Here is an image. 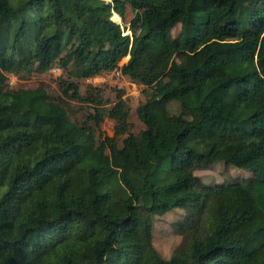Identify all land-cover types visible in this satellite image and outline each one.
<instances>
[{
  "label": "trees",
  "instance_id": "obj_1",
  "mask_svg": "<svg viewBox=\"0 0 264 264\" xmlns=\"http://www.w3.org/2000/svg\"><path fill=\"white\" fill-rule=\"evenodd\" d=\"M127 6L133 36L112 19ZM55 63L57 97L7 84ZM118 68L145 86L138 134L76 81ZM72 100L95 108L88 127ZM215 163L254 180L205 184ZM178 207L163 259L155 216ZM0 264H264V0H0Z\"/></svg>",
  "mask_w": 264,
  "mask_h": 264
},
{
  "label": "rangeland",
  "instance_id": "obj_2",
  "mask_svg": "<svg viewBox=\"0 0 264 264\" xmlns=\"http://www.w3.org/2000/svg\"><path fill=\"white\" fill-rule=\"evenodd\" d=\"M118 13H113L115 17ZM119 15V14H118ZM112 16V17H113ZM120 16V15H119ZM135 16L131 6H127L125 10V17L120 16L117 23L123 28L124 34L133 36V31L130 29V23ZM113 19V18H112ZM115 21V20H114ZM180 31V26L176 27L173 31L177 36ZM129 60V55L123 58L120 62L121 65ZM96 76L95 79H76L80 84V91L83 96L96 92V89L102 90V96L106 101L105 107L113 108L115 106L124 108L129 111V121L131 123V131L138 134L145 128L144 124L139 119L136 109L139 103L145 99L144 89L145 86L140 85L130 79L129 77H118L112 73ZM66 77V72L58 64L55 63L51 69L44 73H34L27 78L19 77L15 74H9L7 84L9 88L27 89L35 88L39 85H45L49 94L52 97H57L61 94L59 88V79ZM123 89L125 93L119 97L118 90ZM69 114L70 117L80 123L84 127L89 126V114L94 113V107L91 102L85 101H69ZM177 109V107H174ZM91 124V123H90ZM117 126V118L106 116L102 122L98 135L103 138L107 136H114ZM128 134L123 135L119 142L123 143ZM170 160H167L168 165ZM195 173L200 176L205 184L216 183H229V182H248L254 180V173L252 170L241 169L233 165H226L224 163H215L207 168L196 169ZM186 209L178 207L163 215H156L154 221V245L163 259H168L172 256L173 252L180 246L183 240V235L179 233L178 223L185 221Z\"/></svg>",
  "mask_w": 264,
  "mask_h": 264
},
{
  "label": "built area",
  "instance_id": "obj_3",
  "mask_svg": "<svg viewBox=\"0 0 264 264\" xmlns=\"http://www.w3.org/2000/svg\"><path fill=\"white\" fill-rule=\"evenodd\" d=\"M114 75L118 76V77H125V75L123 74L122 70L120 68L116 69L114 72H113ZM100 76V75H98ZM96 77V76H95ZM95 77H93L95 79ZM103 78H106V76H103Z\"/></svg>",
  "mask_w": 264,
  "mask_h": 264
},
{
  "label": "bare ground",
  "instance_id": "obj_4",
  "mask_svg": "<svg viewBox=\"0 0 264 264\" xmlns=\"http://www.w3.org/2000/svg\"><path fill=\"white\" fill-rule=\"evenodd\" d=\"M116 13V12H115ZM113 18V20H115V21H117L118 22V20L120 19V16L118 15V14H116V16L114 17H112Z\"/></svg>",
  "mask_w": 264,
  "mask_h": 264
},
{
  "label": "water",
  "instance_id": "obj_5",
  "mask_svg": "<svg viewBox=\"0 0 264 264\" xmlns=\"http://www.w3.org/2000/svg\"><path fill=\"white\" fill-rule=\"evenodd\" d=\"M129 58H130V56H129Z\"/></svg>",
  "mask_w": 264,
  "mask_h": 264
}]
</instances>
